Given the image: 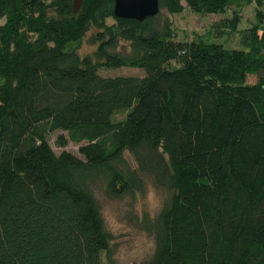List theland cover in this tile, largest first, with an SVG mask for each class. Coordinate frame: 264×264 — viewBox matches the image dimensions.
Returning a JSON list of instances; mask_svg holds the SVG:
<instances>
[{"label": "trees", "instance_id": "trees-1", "mask_svg": "<svg viewBox=\"0 0 264 264\" xmlns=\"http://www.w3.org/2000/svg\"><path fill=\"white\" fill-rule=\"evenodd\" d=\"M158 2L138 21L113 0H0V264H118L95 187L148 182L164 199L141 264H264V0ZM252 3L243 49L177 40L164 13ZM121 67L143 74L100 73Z\"/></svg>", "mask_w": 264, "mask_h": 264}, {"label": "rangeland", "instance_id": "rangeland-1", "mask_svg": "<svg viewBox=\"0 0 264 264\" xmlns=\"http://www.w3.org/2000/svg\"><path fill=\"white\" fill-rule=\"evenodd\" d=\"M234 10L240 12L241 21L237 25V31L230 29L227 31L220 24L227 18H231ZM264 11V5L262 7ZM165 15L172 23L177 40L198 41L206 40L222 44L226 48L243 49L240 41L241 31L255 20V5H244L242 8L230 6L225 12L220 14H197L186 9L177 15L165 12ZM91 49L87 44L81 48L82 52ZM177 63L172 62L171 66ZM103 76L115 75H142L143 72L138 68L121 67L117 69H101ZM255 77L248 78V83H253ZM66 132L57 131L49 135L48 140L56 153L61 150L70 151L78 154L80 144L68 142L64 148H60L55 140L58 134ZM101 215L105 229L111 236V253L118 264H141L146 260L152 250L153 241L151 237L139 227V220L144 213L153 217L160 209L164 196L161 191L156 189L152 183L148 182L142 193L133 196H125L120 199L109 198L101 186L95 187Z\"/></svg>", "mask_w": 264, "mask_h": 264}, {"label": "water", "instance_id": "water-1", "mask_svg": "<svg viewBox=\"0 0 264 264\" xmlns=\"http://www.w3.org/2000/svg\"><path fill=\"white\" fill-rule=\"evenodd\" d=\"M113 13L118 18H129L142 21L155 16L159 11L158 0H113ZM82 0H73V12L76 13Z\"/></svg>", "mask_w": 264, "mask_h": 264}]
</instances>
